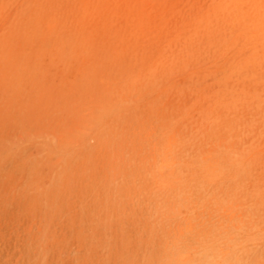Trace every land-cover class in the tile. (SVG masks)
I'll return each mask as SVG.
<instances>
[{"label":"rangeland","instance_id":"obj_1","mask_svg":"<svg viewBox=\"0 0 264 264\" xmlns=\"http://www.w3.org/2000/svg\"><path fill=\"white\" fill-rule=\"evenodd\" d=\"M0 264H264V0H0Z\"/></svg>","mask_w":264,"mask_h":264},{"label":"bare ground","instance_id":"obj_2","mask_svg":"<svg viewBox=\"0 0 264 264\" xmlns=\"http://www.w3.org/2000/svg\"><path fill=\"white\" fill-rule=\"evenodd\" d=\"M90 7V6H89ZM91 8V7H90ZM144 19V18H143ZM140 20V19H139Z\"/></svg>","mask_w":264,"mask_h":264}]
</instances>
